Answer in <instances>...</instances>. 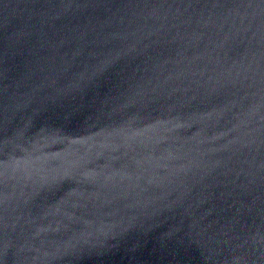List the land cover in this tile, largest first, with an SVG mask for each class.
<instances>
[{"label": "water", "instance_id": "95a60500", "mask_svg": "<svg viewBox=\"0 0 264 264\" xmlns=\"http://www.w3.org/2000/svg\"><path fill=\"white\" fill-rule=\"evenodd\" d=\"M8 264H264V0H0Z\"/></svg>", "mask_w": 264, "mask_h": 264}]
</instances>
